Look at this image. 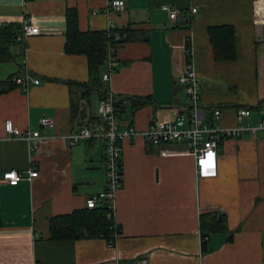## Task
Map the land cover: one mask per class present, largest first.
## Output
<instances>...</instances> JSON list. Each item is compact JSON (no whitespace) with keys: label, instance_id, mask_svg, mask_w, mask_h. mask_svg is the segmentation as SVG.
Listing matches in <instances>:
<instances>
[{"label":"crops","instance_id":"obj_1","mask_svg":"<svg viewBox=\"0 0 264 264\" xmlns=\"http://www.w3.org/2000/svg\"><path fill=\"white\" fill-rule=\"evenodd\" d=\"M114 0H0V24L20 28L32 17L38 34L4 44L0 82L29 75L25 88L0 93V264H264V135L225 136L217 145L216 174L201 177L196 159L181 142L151 144L142 135L121 142V187L113 199L118 233L103 239L47 240V219L85 206L104 185L103 142L69 145L64 136L98 117L95 91L79 94L87 81L86 58L64 52V11L75 7L79 30H104L101 9ZM110 7L115 27L139 30L117 50L106 95L148 98L135 111H117L120 128L143 131L151 121L188 116L189 100L179 76L190 45L201 85V106L214 126L229 129L264 120V0H120ZM191 7L197 12L192 14ZM97 9L96 13H92ZM176 10V19L169 11ZM234 29V54L215 58L210 27ZM18 28V29H19ZM18 31V30H17ZM73 82L67 84L66 82ZM246 108L250 115H239ZM42 118L50 123L41 124ZM5 119L38 131V149L7 139ZM33 165L37 175L28 178ZM22 177L2 182L4 171ZM98 205V204H96ZM218 211L226 230L202 237L200 215Z\"/></svg>","mask_w":264,"mask_h":264},{"label":"built area","instance_id":"obj_2","mask_svg":"<svg viewBox=\"0 0 264 264\" xmlns=\"http://www.w3.org/2000/svg\"><path fill=\"white\" fill-rule=\"evenodd\" d=\"M120 0L109 1L101 9L106 16L105 30L111 32L116 28L113 20L108 18L110 7H121ZM98 10L93 9L92 13ZM190 12L195 14L196 7H191ZM169 19L174 20L178 16L176 10L169 11ZM38 27L32 17H27L23 20L19 33L15 36L18 42H24L30 36L38 34ZM118 36L113 34V41H116ZM113 47H108V58L106 60V71L102 73V80H108L111 68L114 65V60L110 53ZM187 65L179 76V84L183 87L185 94L189 100L187 108L188 116L178 114L175 119L168 120H154L151 121L146 129L139 131L133 125L120 128L116 110V99L111 94L101 98L98 102L97 113L98 119L89 120L87 125L82 126L64 136V139L69 145H74L80 141L94 142L100 140L103 142L102 146V159L104 163L105 180L102 190L96 194L89 196L85 199L84 204L87 208H93L96 204L107 202V208L112 212L113 199L115 193L121 187V162L120 150L121 142L124 139H133L138 135L151 144H159L162 142H181L185 145L186 149L195 157L197 173L201 177L214 176L216 174V158H217V145L218 142L225 136L237 137L242 132L256 133L261 132L264 135V120L257 125H238L233 128L225 129L219 126H214L212 121L217 120L220 115L219 109H214L211 112V119L204 121L206 111L201 106V85L200 79L196 73L194 62L192 59L193 51L188 44L187 47ZM14 83L22 88H25L30 82L37 84L38 79H31L29 75L23 77H15ZM239 115L248 116L250 110L241 108L238 110ZM41 124L50 123L48 118H42ZM2 130L7 139H22L26 142L29 150L34 151L38 149L41 139L45 138L40 135L38 131L20 130L15 127L9 119H5L2 124ZM28 178L37 175V171L33 165L27 169ZM22 176L15 170L4 171L1 175L2 182L10 185L16 184ZM109 216V215H107ZM133 264H149L147 259H141Z\"/></svg>","mask_w":264,"mask_h":264},{"label":"trees","instance_id":"obj_3","mask_svg":"<svg viewBox=\"0 0 264 264\" xmlns=\"http://www.w3.org/2000/svg\"><path fill=\"white\" fill-rule=\"evenodd\" d=\"M64 44L63 49L67 54H81L86 58L87 81L75 83L79 88V94L88 96L95 91L98 98L105 96L106 90L100 80V71L107 60L108 47L112 46L110 53L113 60L116 50L126 41H134L139 37V30L130 26L116 27L107 32L104 30H79L77 20V10L75 7H67L64 11ZM19 27L14 24H0V59L7 54L4 44L14 41L19 33ZM18 30V31H17ZM116 33L118 39L113 41V34ZM234 29L231 26H214L208 29V37L212 45L215 58L223 59L234 54ZM67 84L73 82L67 81ZM13 79H7L0 82V93L5 92L10 86H14ZM116 115L117 111H124L122 102L125 99L128 102V111H135L139 106L146 104L148 98H126L114 97ZM264 101L258 105L257 109L262 107ZM98 117L90 120H96ZM87 125V124H86ZM109 215V216H107ZM118 226L115 225L112 212L107 208V202L95 205L93 208L83 207L72 210L69 213L51 216L47 219V240H74V239H93L100 238L111 244L115 235L118 233ZM200 230L202 237L211 233L226 230L225 216L218 211L202 213L200 215Z\"/></svg>","mask_w":264,"mask_h":264}]
</instances>
